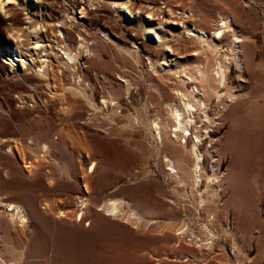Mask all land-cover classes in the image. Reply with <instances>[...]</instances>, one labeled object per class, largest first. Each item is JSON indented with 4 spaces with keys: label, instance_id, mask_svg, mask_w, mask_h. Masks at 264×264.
<instances>
[{
    "label": "rangeland",
    "instance_id": "obj_1",
    "mask_svg": "<svg viewBox=\"0 0 264 264\" xmlns=\"http://www.w3.org/2000/svg\"><path fill=\"white\" fill-rule=\"evenodd\" d=\"M194 13L209 15L210 38L228 22L248 43L253 63L251 73L232 64L220 90L233 99L214 96L209 122L199 110L190 113L194 124L207 123L201 151L208 176L218 177L199 186L169 173L170 154L154 128L171 129L170 104L198 105L195 83L185 80L195 65L206 64L205 56L197 60L202 44L191 30ZM257 73L264 74V0H0V198L23 206L29 217L23 226L0 207V264H55L59 250H72L65 245L75 230H99L104 222L116 224L121 236L148 239L140 248L144 264H264L257 262L261 228L248 235L237 229L224 148L232 128L226 113L252 98L257 84L264 87ZM26 122L44 127L46 137L24 134ZM91 135L113 142L110 162L89 156ZM149 189L179 215L154 213L137 199ZM110 199L121 203V217L100 209ZM254 207L264 221V191L256 192Z\"/></svg>",
    "mask_w": 264,
    "mask_h": 264
},
{
    "label": "bare ground",
    "instance_id": "obj_2",
    "mask_svg": "<svg viewBox=\"0 0 264 264\" xmlns=\"http://www.w3.org/2000/svg\"><path fill=\"white\" fill-rule=\"evenodd\" d=\"M10 1L14 2L15 0ZM1 7H3L2 2ZM196 17H199L198 21ZM208 17L207 13H194L189 17V22L194 27L191 30H193L194 36L197 37V41L202 44V48L198 47L196 49L198 50L196 53L198 55L197 60L200 61L202 56H205L206 62L203 66L200 64L195 65L193 74L188 75L185 79L195 83L191 94L199 93L200 96L196 100L198 107L195 105L196 103H187L185 101L182 105L178 106L176 103L175 105L172 103L174 106L169 103L174 122L171 125V129H168L169 126L162 129L161 123V125L159 123H155L154 125L158 137L163 143V150L168 152L167 155L170 154V157L166 156L167 170H169L171 175L177 177L180 183L192 181L194 186H199L203 178L207 177L212 183H215L218 178L216 175L208 176L204 164L205 155L201 151V143L204 141L203 135L210 136L207 123H205L208 120L210 121V119L207 120L208 115L205 113L206 110L210 106L214 96L218 97L221 102L233 99V94L229 91L221 92L220 90L222 87L227 86V73L232 64H236L239 67L238 70L241 71L247 68L250 73L253 68L252 61L247 58L248 52L246 50L248 43H245L240 36H237L233 32L228 22H224L220 27L215 29L214 36L210 38L208 35L210 27L206 25L209 20ZM204 23L205 25L203 26ZM24 34L26 33L24 32ZM230 35H233L234 38L229 39ZM15 37L17 43L15 50H18L21 44L19 40L21 39L20 35ZM84 43H80L79 45L80 47H85V51H88L89 47L87 45L84 46ZM64 52L68 56H63L64 58L72 59V54L70 55L67 51ZM39 67L42 68V66ZM209 67L213 68L210 69ZM53 75L56 76L55 73ZM263 76V73H257L254 77L260 81ZM255 88L256 91L252 98L247 101L237 102L226 113V118L229 120L232 128H229L224 148L231 159L232 183L230 184V188L233 193L231 207H233L232 213L237 219V229L242 230L248 235L256 226L260 227L262 233L259 236L260 246L264 248V221L261 220L258 211L254 207L256 192L258 190L260 192L264 191V87L257 84ZM195 110H199V113H205L206 118L203 120L205 122L201 125L194 124L196 123L195 117L194 115L191 116L190 113H193ZM192 124H194L195 134L193 142L188 145L186 141L193 133L190 131ZM21 130L24 134L34 133L38 136L40 135L39 137L41 135L46 137L48 133L44 127L36 126L33 122L22 123ZM72 135L73 133L69 132L65 136ZM183 138L185 139L184 142L182 141ZM31 141L33 143V140ZM89 142L86 144V148L90 157H101L108 162L111 161V158H113L111 151L113 142L111 140L91 135ZM211 142L213 143V141ZM37 143L44 151L50 148L46 142L37 141ZM209 147L213 146L209 145ZM7 152L14 154L16 150L13 146H9L7 147ZM176 161L181 168V173L176 169ZM95 164L94 160L90 171L93 170ZM216 167L217 164L213 166L214 172L218 169ZM256 183L258 184L257 186ZM136 197L138 200L146 199V203L152 208L154 213H162L165 217L179 215V212L164 209V203L160 196L155 194L152 189L139 192L136 194ZM117 201L110 199L100 209L105 210L107 215L121 217L123 210L121 203L119 204ZM82 204L85 207L87 201ZM0 207H4L13 219L19 220L21 225L25 226L28 224L29 217L23 206L0 198ZM61 213V216L64 217V212ZM78 215V220L82 221L84 217L83 211ZM134 217H137V215ZM137 218L139 219V217ZM218 219L214 217L213 223L215 225H219ZM100 225L102 227L99 230H75L71 238L72 243L68 242L65 245L70 246L72 250H59L56 254L55 264H144L148 261L147 257L140 251V248L146 249L148 247V239H138L132 236V234L125 237L121 236L114 230V227L117 225L111 222L100 223ZM166 238L168 237L166 236ZM162 240L165 241V239ZM180 251L184 252L183 249H180ZM263 252L264 250L260 249L257 262L264 263V260H262ZM187 254L190 255V253H184V255ZM253 264H256V261Z\"/></svg>",
    "mask_w": 264,
    "mask_h": 264
},
{
    "label": "crops",
    "instance_id": "obj_3",
    "mask_svg": "<svg viewBox=\"0 0 264 264\" xmlns=\"http://www.w3.org/2000/svg\"><path fill=\"white\" fill-rule=\"evenodd\" d=\"M3 186H4V185H2V186L0 185V190H2V189H3V188H2Z\"/></svg>",
    "mask_w": 264,
    "mask_h": 264
}]
</instances>
